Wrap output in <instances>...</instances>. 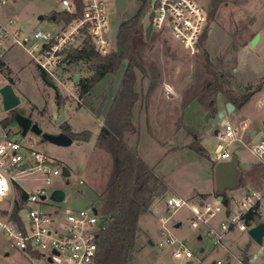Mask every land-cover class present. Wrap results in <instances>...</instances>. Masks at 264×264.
<instances>
[{
	"label": "rangeland",
	"instance_id": "1",
	"mask_svg": "<svg viewBox=\"0 0 264 264\" xmlns=\"http://www.w3.org/2000/svg\"><path fill=\"white\" fill-rule=\"evenodd\" d=\"M152 1H148L137 32L139 36L144 35L142 61L146 66L147 76L137 73L135 89L139 99L133 108V129L124 133L123 141L169 188L190 196L199 188H208L207 163L215 159V147L219 142L214 130L222 128L224 119L238 125L248 117L251 128L261 127L264 102L260 108L252 102L244 111L234 108L230 113L226 111L224 102L255 89L257 90L250 99L264 96V83H260V79L264 78V0H195L208 14L202 47L211 61L216 62L223 57L225 68L237 69L234 80L227 87L226 95L219 94L217 97V101L224 103L219 111L218 106L215 111L208 108L211 97L204 88L207 76L203 68V57L199 52L191 55L166 30L152 28L149 38H146L145 28L151 19ZM103 2L111 26L117 17L123 21L133 16L142 4V0H126L125 9L119 13L116 11L115 0ZM58 8L56 0H6L4 4L0 3V20L13 19L24 32L35 28H51L49 16ZM40 15L43 17L39 18ZM256 33L261 37L251 46ZM3 62L5 79L11 83L20 98L19 105L7 111L10 125L21 132L24 130L15 119V115L20 114L30 118L41 128V134L28 129L24 135L34 139V145L51 157L60 169L56 186L64 191V199L57 204L61 208L73 209L97 206V198L103 192L112 168L110 154L96 144L97 135L120 85L125 64L116 72L108 73L100 79L91 93L80 96V82L93 73L90 63L85 59L72 65L68 73H60L57 79L48 76L53 85H48L43 80L34 61L19 45H13L5 52ZM150 67L157 76H153V69ZM75 74L78 78L74 82ZM152 79V91L147 95ZM197 79L199 82H196ZM166 86L173 89L169 96L165 93ZM187 91L196 96L183 108L182 101ZM56 94L59 95L60 104H57ZM60 105H64L66 117L62 122L56 123ZM219 112L224 113L222 118L219 117ZM65 125L76 133L70 144L58 145L46 138L49 133L64 131ZM86 130L90 131L89 137L81 140ZM239 136L241 140L228 147V160L235 155L239 170L244 172L249 164L257 163L260 159L246 145L248 132ZM193 144L202 147L203 154ZM64 167L69 176L62 174ZM258 173L262 174L263 179L264 165ZM21 183L27 190L40 185V181L33 176ZM237 194L239 197L233 198L228 206L231 210L238 207L240 193ZM14 196L18 197L17 194ZM12 198V193L0 198V206L8 207ZM259 201V218L255 224L264 221V196ZM44 206L51 208L54 205L47 201ZM192 217L187 206L169 214L165 227L177 242L175 245L162 247L157 245L160 239L159 226L150 220L149 237L144 238L138 229L129 264H185L171 254L172 249L181 242L193 252V264H216L217 260H221V264H238L237 259L223 247L213 243L206 234L205 224H200L197 228L191 226ZM220 219H223V215L218 214L210 223L216 225ZM178 222L180 225L175 226ZM222 242L234 256L242 259L246 255V264H264V238L262 242H256L249 235L248 228H232ZM6 252L8 255H5ZM254 255L256 257L253 258ZM0 263L44 264V261L11 247L9 238L0 232Z\"/></svg>",
	"mask_w": 264,
	"mask_h": 264
},
{
	"label": "built area",
	"instance_id": "2",
	"mask_svg": "<svg viewBox=\"0 0 264 264\" xmlns=\"http://www.w3.org/2000/svg\"><path fill=\"white\" fill-rule=\"evenodd\" d=\"M56 1L59 8L48 19L51 28H35L24 32L13 19L0 20V88L7 83L3 55L13 45L21 46L40 72L55 79L60 73H68L72 50L81 48L86 39L100 54H107L114 49L116 38H112V26L104 11L103 0ZM5 2L0 1L1 4ZM150 9L152 28L166 30L191 55L198 52V42L207 25L208 14L195 0H153ZM165 88L167 96L173 93L170 86ZM7 111L0 92V198L13 194L8 207L0 206V232L9 238L11 247L27 256L43 259L44 264H96L102 214L95 206L73 209L61 208L57 204L61 201L54 200L52 193L58 189L56 182L60 169L51 157L34 145V139L27 138L10 125ZM248 129L247 121L238 125L224 122L216 133L219 142L215 147V159H228V147L241 132ZM261 131V136L247 143V146L252 153L263 158L264 129ZM32 176L40 181V185L27 190L21 181ZM16 194L17 198L14 196ZM263 196L264 179L260 182L259 190L243 195L234 210L227 208L217 197L194 204L172 192H166L161 197L163 213L159 216L162 225L157 245L176 244L177 240L169 234L165 223L169 214L187 206L193 214L190 220L192 227L205 224L206 234L214 244L223 247L237 259L238 264H246L243 257L234 256L222 241L232 228L246 230L251 226L245 223V215L254 210L256 202ZM47 201L54 206L45 207ZM93 207L97 212H94ZM218 214L223 215V219L212 225L210 220ZM171 254L185 264L194 257L193 252L182 242L172 249ZM253 258L250 259L251 263ZM221 263V260L216 261V264Z\"/></svg>",
	"mask_w": 264,
	"mask_h": 264
},
{
	"label": "trees",
	"instance_id": "3",
	"mask_svg": "<svg viewBox=\"0 0 264 264\" xmlns=\"http://www.w3.org/2000/svg\"><path fill=\"white\" fill-rule=\"evenodd\" d=\"M148 1L142 0L137 12L121 22L115 39V49L111 52L100 54L89 39H86L81 48L73 49L71 53L70 66L85 59L93 70L89 77L80 82V96L91 93L100 79L108 73L116 72L121 65L125 64L120 85L113 96L96 141L99 148L110 154L112 161L110 175L103 192L97 198V206H95L102 215L106 216L98 233L96 264H129L138 236L137 222L140 214L148 212L154 199L162 196L168 190L163 179L123 141L124 133L133 129V108L139 99V94L135 89L137 73L140 72L147 76L146 66L142 61L145 47L144 35L139 36L137 32ZM206 27L207 25L198 42V54L203 57V68L207 76L204 88L207 95L211 97L208 101V108L210 111H215L217 97L219 94L226 95L227 87L231 84L229 78L232 75L220 72L217 66L219 62L211 61L202 47L206 37ZM135 35L138 37L135 38ZM153 72L154 69L151 73L153 76H157V73ZM41 74L48 85H53L47 74L44 72ZM153 82L154 79L150 82L147 95L152 91ZM196 82H199L198 79ZM256 90L236 95L228 100L236 107H240L250 100ZM195 96L196 94L187 91L182 101L183 108ZM56 98L57 104H60L59 95L56 94ZM63 127L68 135L72 138L76 137V133L69 130L67 125ZM89 134L90 131L86 130V134L80 139L87 140ZM193 146L196 147L194 144ZM196 149L203 154L202 147L197 146ZM222 202L226 204L227 199L224 197ZM257 208L258 201L254 210L248 211L245 215L247 225L250 226L258 222ZM242 257L246 262L247 256L243 255Z\"/></svg>",
	"mask_w": 264,
	"mask_h": 264
},
{
	"label": "water",
	"instance_id": "4",
	"mask_svg": "<svg viewBox=\"0 0 264 264\" xmlns=\"http://www.w3.org/2000/svg\"><path fill=\"white\" fill-rule=\"evenodd\" d=\"M115 7L117 12H121L125 9L126 7V0H115ZM43 16L40 15L39 18H42ZM122 22V19L120 17L115 18L112 24V38L115 39L118 33L119 26ZM152 30V21L150 20L145 28V36L148 39L150 32ZM260 38V34L256 33L254 37L251 40V46H254ZM78 75L73 76V81H77ZM0 92L3 96V103H4V108L6 110H10L20 103V98L18 95L15 93L12 85L10 82H7L5 85H3L0 88ZM235 108L234 104L231 101H226L225 102V109L228 113L233 111ZM224 115L223 112H219V117L222 118ZM65 111H64V105H60L58 109V115L56 117L55 122L60 123L65 119ZM16 121L22 125L23 131L22 134L28 129H30L32 132L35 134H41L42 130L41 128L30 118H25L21 116L20 114L15 115ZM261 126L264 129V119L261 122ZM218 129L214 130V133L216 134ZM262 131H257L256 128H252L250 130V135L254 136V140H257L261 136ZM46 138L55 144L58 145H68L72 142L73 138L68 135L64 131H59L57 133H49L46 135ZM215 173V181H216V187L218 190H223L225 187H233L238 184V178L240 175V170L237 166L236 163V156L233 155L231 159L229 160H223L219 161L215 165L214 169ZM63 175L64 176H69L68 170L64 167L63 168ZM67 183V182H66ZM52 198L56 201H62L64 199V191L61 188L55 189L54 192L52 193ZM221 198V197H219ZM94 212H97L96 208L93 207ZM106 220L105 215L100 216V222L99 225L103 226L104 222ZM179 223H177V226ZM248 233L251 236L253 240L256 242L260 243L262 242L264 238V221L259 222L257 224H253L248 228ZM7 254V253H6ZM187 264H192V261H189Z\"/></svg>",
	"mask_w": 264,
	"mask_h": 264
},
{
	"label": "crops",
	"instance_id": "5",
	"mask_svg": "<svg viewBox=\"0 0 264 264\" xmlns=\"http://www.w3.org/2000/svg\"><path fill=\"white\" fill-rule=\"evenodd\" d=\"M263 89H264V85H263ZM263 97L258 96L257 98H255V100L250 99L247 103H245L243 106H240V107H236L235 105L234 106H235V108H238V109H241L242 111H244L247 105L254 102V105L257 106L258 108H260V106L264 102ZM224 103L221 100L217 101L218 111L221 110V106L224 105ZM262 119H264V115H263ZM243 121H247L249 123V129L247 131H244V132H248V134H249V139L246 141V145H247V143L252 142V140L254 139V136L250 135V130L252 129L250 127V124H251L250 119L248 117H245ZM224 122H230V121L228 119H224L223 123ZM68 125L70 126L69 123H68ZM255 128L257 129V131L263 129L262 126L260 128H258V127H255ZM244 132H241L239 135H242ZM239 135H238L239 138L237 137V140H235L234 142L241 140V136H239ZM259 159H260V161H258L257 163L249 164L245 168L244 172L240 171V175L238 178V184L233 186V187H225L223 190L217 189L214 169H215V164L217 162H219V160L214 159V160L208 161V163H207L208 164L207 165V167H208L207 180L209 181L208 188H203V189L199 188V190H195L194 193L191 194L190 196L189 195L185 196L184 194H179L175 190L169 188V186L165 183L167 186V189H168L167 192H172V193L178 195L179 197H181L187 201H190L194 204L200 203L203 200H212L214 197H217V198L221 197L220 198L221 200L224 199V197H225L227 199V203L225 204V206L228 208V206L232 202L231 200L233 198H235L236 196H238L237 193H240L239 195L241 198L243 195H245L249 192H252L254 190H259L260 181H262L264 178L262 179L263 176H262V174H260L261 172L258 173V171H260V169L263 168L264 157L263 158L259 157ZM236 163H237V158H236ZM237 166H238V163H237ZM219 193H222L223 195L219 194ZM161 197L162 196L154 199V201L152 202L150 210L146 213L140 214V216L138 218L137 226H138V229L143 234L144 238L149 237V235H148V227L149 226L148 225L150 224V220H153V222H156L158 224L159 228L162 225V221L160 220V217H159L163 213V207L161 206L163 203H162ZM259 202L260 201H258V208L260 205ZM258 208H257V211L259 212ZM178 223L180 225V222H178ZM175 226H177V223L175 224ZM158 232H159V229H158Z\"/></svg>",
	"mask_w": 264,
	"mask_h": 264
},
{
	"label": "flooded vegetation",
	"instance_id": "6",
	"mask_svg": "<svg viewBox=\"0 0 264 264\" xmlns=\"http://www.w3.org/2000/svg\"><path fill=\"white\" fill-rule=\"evenodd\" d=\"M260 37H261V35H260ZM217 62H219L218 65H217L219 71L222 72V73H224V74L228 73V74L232 75L231 78H229V81H233L234 78H235V73H236V70L237 69L234 68V67H232L229 70L227 68H225L226 67V62L224 61V58L223 57L220 58V59L218 58L215 63H217ZM260 83H264V78L263 77L260 79ZM260 89H261V87H260ZM64 132H66V131H64Z\"/></svg>",
	"mask_w": 264,
	"mask_h": 264
}]
</instances>
